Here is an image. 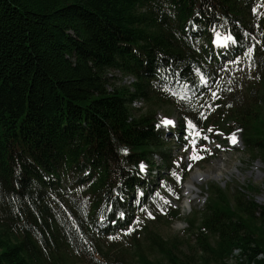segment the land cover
I'll use <instances>...</instances> for the list:
<instances>
[{
    "label": "trees",
    "instance_id": "16d2710c",
    "mask_svg": "<svg viewBox=\"0 0 264 264\" xmlns=\"http://www.w3.org/2000/svg\"><path fill=\"white\" fill-rule=\"evenodd\" d=\"M263 10L262 0H0V264H130L106 237L160 209L173 186V148L156 126L167 105L180 141L189 121L224 145L216 131H241L264 164ZM210 26L235 38L239 82L219 77ZM169 207L158 222L180 217ZM186 223L203 264H264V204L243 190L216 187ZM150 228L124 239L147 238L164 260L140 252L136 264H194Z\"/></svg>",
    "mask_w": 264,
    "mask_h": 264
},
{
    "label": "rangeland",
    "instance_id": "374dc122",
    "mask_svg": "<svg viewBox=\"0 0 264 264\" xmlns=\"http://www.w3.org/2000/svg\"><path fill=\"white\" fill-rule=\"evenodd\" d=\"M257 15L258 18L262 17V20L264 21V10L257 13ZM222 46L225 47L226 43ZM231 56L232 55L230 54L227 60H229ZM237 60L238 61L234 64L233 68L230 70H223L220 72L219 77H226L228 79H232L233 77V79L238 82L244 79L246 65L242 59L239 58ZM258 90L259 89H256L257 92ZM262 108L264 110V104ZM164 110L165 112H162L159 115L160 119L166 117L168 119H173L174 121L179 120V117H168L166 115H177L176 112L173 113V107L167 105ZM233 133H235V136L240 135L241 141L239 140L235 144L231 143L230 136ZM195 134L196 133H194V135ZM220 135L223 140H227L226 145L220 141H215L214 145L217 144L220 150L217 155L212 157L203 155V149L198 145H195L196 143L193 144L195 141L192 138L189 141L191 147H188L187 145L181 149L177 147L174 149L175 151L172 157V162L175 168L174 173L176 175L173 176V186L163 188L164 205L160 209L154 208L152 205L146 206L143 208V211L136 212V220L129 228L131 231L128 229L107 236L106 238L107 241H109V245L116 246L114 252L123 253L130 264L137 263L140 252L148 254L152 260L163 261V255L159 252L158 248H155L149 241H147V238L137 235V238L141 240L140 244H135V241L131 238L124 239L131 236L136 230L141 231L146 225L150 224V230L152 232H157L163 236V238L175 243L172 244L175 245L174 250L185 260L192 261L194 264H203V254L196 244V236L193 235L189 240L186 239V234L189 233L186 220L193 218L195 214L199 215V212L203 211L208 196L213 190H216V187L226 190L232 198L235 192L243 190L248 198L254 199L259 205L264 204V201H258L259 197L264 196V164L261 161L258 162V160H255V158L249 153L244 145L242 134H240L239 131ZM173 139L176 140V137ZM206 145L210 146L209 143H206ZM194 153L198 154L201 158L193 160L191 156ZM178 154L181 155L176 156ZM259 163L260 166L258 167ZM161 166H163V163ZM196 169L203 173H212V178L205 181L201 180L199 184H197L199 188L194 193L196 197L191 200L190 208L187 210L184 203L185 185L186 182L192 178ZM163 170L165 171V169ZM177 176L179 179H177ZM249 184L255 186L256 190L246 191L243 189V186L245 187ZM169 206L175 210L177 209L180 212V217L174 220L164 219V222H158L157 218L159 216H166L167 209H170ZM149 213H151V215H149Z\"/></svg>",
    "mask_w": 264,
    "mask_h": 264
},
{
    "label": "bare ground",
    "instance_id": "6f19581e",
    "mask_svg": "<svg viewBox=\"0 0 264 264\" xmlns=\"http://www.w3.org/2000/svg\"><path fill=\"white\" fill-rule=\"evenodd\" d=\"M226 47V46H225ZM153 163H154V169H153V171H152V173L154 174V175H157L158 174V169H159V167H162L163 168V166H161L162 165V163H163V161H162V159L160 158V156L158 155V154H154L153 155ZM141 165H143V169L141 168ZM147 164L145 163V162H141L140 164H139V168L143 171V172H146V168H147ZM260 166V163L258 164V167ZM145 167V168H144ZM164 169V168H163ZM162 169V170H163ZM209 178H212V173H209V172H205V173H203L202 171H199L198 169H196L195 170V173L193 174V176H192V178L190 179V180H188L187 182H186V185H185V198H184V203H185V207H186V209L187 210H189V208H190V203H191V200L192 199H194L196 196H195V192L197 191V189L199 188L198 187V185L197 184H199V182L201 181V180H203V181H205V180H207V179H209ZM219 179V178H218ZM258 201H260V202H263L264 201V196H261V197H259V199H258ZM187 202V203H186ZM144 209H141V210H137V211H143ZM136 211V212H137ZM136 220V219H135ZM135 220L133 221V223L135 222ZM132 223V224H133ZM132 224L130 225V226H132ZM187 224V223H186ZM130 226H129V228H130ZM188 226V225H187ZM129 228H127V229H124V230H128ZM124 230H121V231H124ZM121 231H117V232H115V233H118V232H121ZM238 250H240V249H235L234 251L235 252H239ZM235 255H237V253H235ZM231 259V257L229 258V260ZM228 264H229V262H228ZM233 264H235V258H234V263Z\"/></svg>",
    "mask_w": 264,
    "mask_h": 264
},
{
    "label": "snow or ice",
    "instance_id": "6c2138e0",
    "mask_svg": "<svg viewBox=\"0 0 264 264\" xmlns=\"http://www.w3.org/2000/svg\"><path fill=\"white\" fill-rule=\"evenodd\" d=\"M254 11H255V9H254ZM232 39H233V37H231L230 35L227 36V37H225V40H232ZM213 95H215V94H213ZM160 123H161L162 125L167 126V125H171V124H173L174 121H172L171 119H168V118L165 117V118L161 119ZM188 124H189V127H191V128H195V125H193V124L191 123V121H189ZM209 131H211V129H209ZM196 135H200V133L197 132ZM205 138H206V137H205ZM230 141H231V143H233V144H235V143L237 142V141H236L235 133L231 134V136H230ZM193 143H194V142H193ZM191 158H192L193 160H196V159H200L201 157H200L198 154H195V153H194V154L191 156ZM141 168L143 169V165H141ZM173 175H176V174L173 173ZM177 179H179L178 176H177ZM120 215L123 216V213H120ZM149 215H151V213H149ZM129 231H131V229H129Z\"/></svg>",
    "mask_w": 264,
    "mask_h": 264
}]
</instances>
